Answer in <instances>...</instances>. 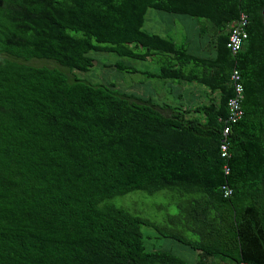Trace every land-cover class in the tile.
Here are the masks:
<instances>
[{
  "label": "trees",
  "instance_id": "16d2710c",
  "mask_svg": "<svg viewBox=\"0 0 264 264\" xmlns=\"http://www.w3.org/2000/svg\"><path fill=\"white\" fill-rule=\"evenodd\" d=\"M148 8L195 18L204 43L187 49L149 32ZM263 9L264 0H0V264H264ZM239 13L246 37L232 52ZM97 52L154 57L156 71L113 64L203 90L157 102L76 76ZM234 69L242 113L230 121ZM132 190H164L175 210L159 223L116 199ZM143 225L196 257L173 243L147 248Z\"/></svg>",
  "mask_w": 264,
  "mask_h": 264
},
{
  "label": "rangeland",
  "instance_id": "374dc122",
  "mask_svg": "<svg viewBox=\"0 0 264 264\" xmlns=\"http://www.w3.org/2000/svg\"><path fill=\"white\" fill-rule=\"evenodd\" d=\"M150 10H154L150 8ZM159 12H163L162 10H157ZM147 15V13H146ZM181 17L183 21L177 23L178 30L182 33L183 36H190L192 34L193 28L191 27L189 20L195 18L187 15L182 14ZM187 17V18H185ZM146 20L144 18L143 27L146 29ZM147 30V29H146ZM207 36L204 35L205 42ZM202 41V39H201ZM204 43V40L201 44ZM200 47V45H199ZM200 51V49H197ZM94 56L98 59L99 63H95L89 70L82 71V70H75L73 71L74 74L78 77L86 78L90 81H97V82H107L111 81L114 82L115 86L119 89H125L129 92H134L138 96H147L151 92L152 99L160 102L165 97V91L159 90H152L149 92L145 90L147 86H154V88L160 86L159 79L156 78H148L145 77L141 72H127L123 69H118L113 63L115 61L121 60L122 62L135 67L136 69L143 71H156L158 64L156 63V59L153 57L151 59H136V58H120L116 54L112 52H97ZM31 63L34 64H47L53 65L54 63L50 60H31ZM164 96V97H163ZM171 101L170 99H167ZM116 199L121 202L123 205L133 208L139 209L142 213L144 212L145 215L149 216L151 219L159 222L164 223L166 214L171 213L175 210L173 204L170 202L169 194L164 190H158L151 195L144 194L142 191L139 190H132L125 195L117 196ZM116 200V201H117ZM141 230L144 234V242L147 248L164 246L166 247L169 243H173L175 248L173 249L176 253L181 254L182 256L186 257L188 260H192L196 257V253L193 251L185 252L187 249L182 244H179L171 239L165 237H156V232L154 229L143 225Z\"/></svg>",
  "mask_w": 264,
  "mask_h": 264
},
{
  "label": "crops",
  "instance_id": "0c3cea01",
  "mask_svg": "<svg viewBox=\"0 0 264 264\" xmlns=\"http://www.w3.org/2000/svg\"><path fill=\"white\" fill-rule=\"evenodd\" d=\"M154 9V8H153ZM158 9L150 10L148 8L145 12V20H146V26L147 30L149 32L158 33L160 35H168L171 36L177 43L182 44L187 49H196L201 44V38L198 36V30L199 27L197 26V21H194V19H189L191 21L190 25L193 28L192 34L190 36H183L180 30H178L177 23L183 21L181 17V13H174V12H159ZM160 11V10H159ZM147 13V15H146ZM187 18V17H185ZM150 59V58H149ZM160 86L154 88V86H147L145 90H148L151 92L152 90H159V91H165L166 94L168 93V89L170 87V94L164 95L167 96H174L178 95L180 92L185 93L186 91L190 96H197L198 91H202V88L196 87L195 85H188L186 83L177 84L173 83L171 81H160ZM172 84V85H170ZM189 90H194V94H191ZM187 92L185 94H187ZM188 95V96H189ZM163 96V97H164Z\"/></svg>",
  "mask_w": 264,
  "mask_h": 264
},
{
  "label": "built area",
  "instance_id": "2783aa9c",
  "mask_svg": "<svg viewBox=\"0 0 264 264\" xmlns=\"http://www.w3.org/2000/svg\"><path fill=\"white\" fill-rule=\"evenodd\" d=\"M245 23L246 18L243 13H239V15L233 19L228 25V35L226 40V46L230 49V51L235 52L239 49L246 37L245 31ZM230 78L234 81V95L227 100V108H228V119L230 121H234L240 117L242 110L240 107V96L242 91L241 83L239 82V74L237 70H233L230 74ZM229 126L225 125L223 127V133L226 134L228 132ZM221 154H226V143L222 142L220 144ZM227 166H225V171L227 172ZM222 191L224 195L230 193L231 189L225 185H222ZM225 264H253V262L239 260L234 263H225Z\"/></svg>",
  "mask_w": 264,
  "mask_h": 264
},
{
  "label": "water",
  "instance_id": "95a60500",
  "mask_svg": "<svg viewBox=\"0 0 264 264\" xmlns=\"http://www.w3.org/2000/svg\"><path fill=\"white\" fill-rule=\"evenodd\" d=\"M262 12H263V20H264V9H263V11H262Z\"/></svg>",
  "mask_w": 264,
  "mask_h": 264
}]
</instances>
